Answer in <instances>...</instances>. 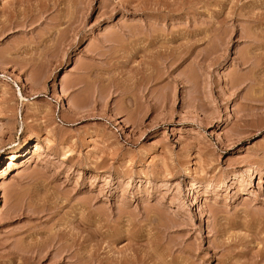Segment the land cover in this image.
<instances>
[{
	"label": "rangeland",
	"instance_id": "rangeland-1",
	"mask_svg": "<svg viewBox=\"0 0 264 264\" xmlns=\"http://www.w3.org/2000/svg\"><path fill=\"white\" fill-rule=\"evenodd\" d=\"M263 189L264 0H0V264H264Z\"/></svg>",
	"mask_w": 264,
	"mask_h": 264
},
{
	"label": "bare ground",
	"instance_id": "bare-ground-1",
	"mask_svg": "<svg viewBox=\"0 0 264 264\" xmlns=\"http://www.w3.org/2000/svg\"><path fill=\"white\" fill-rule=\"evenodd\" d=\"M215 30V29H214ZM207 35V34H206ZM222 80V79H221ZM235 88V87H234ZM63 105V104H62ZM64 108V107H63ZM66 108V107H65ZM118 123V122H117ZM120 126V125H119ZM30 148V147H29ZM41 149V146L38 144V143H34V147H32V150H30V152L29 153H31L32 154V156H34V157H36L37 155H38V152H39V150ZM19 151H20V149H19ZM21 152V151H20ZM23 152L22 153H16V151H15V154H11V156H10V158H9V160L7 161L8 162V168L9 169H17V168H19L21 165H19V163L20 162H18L21 158H22V156H23ZM33 157V158H34ZM187 158H188V156H187ZM186 158V159H187ZM188 159H190V158H188ZM260 187V186H259ZM261 188V187H260ZM261 190V189H260ZM264 190V189H263ZM47 247V246H46ZM49 247V246H48ZM46 249V248H45ZM60 250V249H59ZM62 251V250H61ZM64 251V250H63ZM68 252V251H67ZM62 254V253H61ZM71 255V254H70ZM54 257H56V256H54Z\"/></svg>",
	"mask_w": 264,
	"mask_h": 264
}]
</instances>
